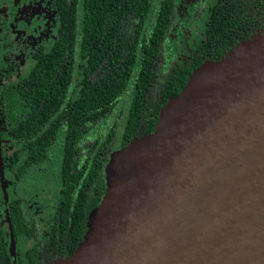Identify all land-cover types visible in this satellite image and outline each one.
Listing matches in <instances>:
<instances>
[{
	"label": "water",
	"instance_id": "95a60500",
	"mask_svg": "<svg viewBox=\"0 0 264 264\" xmlns=\"http://www.w3.org/2000/svg\"><path fill=\"white\" fill-rule=\"evenodd\" d=\"M105 175L52 264H264V29L195 68Z\"/></svg>",
	"mask_w": 264,
	"mask_h": 264
},
{
	"label": "flooded vegetation",
	"instance_id": "af4514ba",
	"mask_svg": "<svg viewBox=\"0 0 264 264\" xmlns=\"http://www.w3.org/2000/svg\"><path fill=\"white\" fill-rule=\"evenodd\" d=\"M149 1L153 5L150 16H154L161 11L157 6L160 0ZM163 1L171 3L172 8L166 46L162 44L163 55L167 56L160 57L157 63L160 71L168 67L172 73L182 74L194 69L198 60L202 63L210 59L199 55L200 51H216L215 42L207 40L210 36L238 39L233 44L225 42L222 49L227 54L264 29V0ZM72 3L73 0H0V264H52L68 257L82 237L72 247L69 233L63 230V220L66 216L69 219L75 208L84 210L100 203L111 154L125 146L160 110V101L152 107L151 97H120L110 110L79 125L82 134L71 149L70 159L66 157L64 127L42 157L24 164L27 156L23 151L28 141L9 130L6 122L13 111L3 96L9 85L23 82L40 61L49 58L54 64V54L60 55L56 47L62 49V44V60L71 64L73 51L80 48L76 38L72 48ZM216 9L218 15L214 17ZM215 19L216 27L211 25ZM183 52L187 59L178 62ZM73 57L74 88L68 97L71 103L80 99L88 61L87 55L81 53ZM16 110L21 118L23 108ZM133 114L136 129L128 135ZM54 120L53 115L43 130L49 129ZM49 138L53 135L49 134ZM52 160V171L47 173L41 168L40 174L44 175L38 178V186L32 194H24L21 186L33 176L34 168Z\"/></svg>",
	"mask_w": 264,
	"mask_h": 264
},
{
	"label": "trees",
	"instance_id": "16d2710c",
	"mask_svg": "<svg viewBox=\"0 0 264 264\" xmlns=\"http://www.w3.org/2000/svg\"><path fill=\"white\" fill-rule=\"evenodd\" d=\"M157 6L161 11L150 16L153 5L149 0H73L70 11L72 48L77 39L80 48L73 51L71 64L67 59L62 60V44V49L56 47L60 55L54 54V64L49 58L40 61L23 82L9 85L3 96L13 111L6 122L9 130L28 141L23 151L27 156L24 164L42 157L48 144L53 143L64 127L66 157L70 159L71 149L82 134L79 125L110 110L120 97H151L152 107L160 101L161 108L184 88L201 63L198 60L194 69L182 74H174L163 67L161 75L157 63L160 57L167 56L163 55L162 44L166 46L172 5L160 0ZM217 15L216 9L214 17ZM217 24L215 19L211 25L216 27ZM207 40L215 42L216 51L205 54L200 51L199 55L219 60L233 50L225 54V48L222 49L225 42L233 44L238 39L210 36ZM80 53L87 55V68L80 99L71 103L68 97L74 88L73 56ZM17 108H23L21 118H18ZM53 115V124L43 130ZM129 119L133 126L129 125L128 135L136 129L135 114ZM49 134L53 135L52 139ZM24 169L22 166L21 170ZM105 193L106 187L103 196ZM96 204L99 203L88 205L84 210L75 208L71 217L63 220L62 227L69 233L72 247L83 236L88 215Z\"/></svg>",
	"mask_w": 264,
	"mask_h": 264
},
{
	"label": "rangeland",
	"instance_id": "374dc122",
	"mask_svg": "<svg viewBox=\"0 0 264 264\" xmlns=\"http://www.w3.org/2000/svg\"><path fill=\"white\" fill-rule=\"evenodd\" d=\"M181 56L183 57L182 60H179L178 59V62H181L183 60H186L187 59V53L183 52L181 54ZM125 97H128L125 96ZM58 151V150H57ZM56 150L53 152V155L55 156L56 155ZM55 166V164L53 163V160L50 161V163H45L43 165H40V167L38 166L37 169L34 168V172H33V176H29L27 178V181L25 182V184L23 186H21V191L24 193V194H32V191L34 188H36L38 186V181H39V177L44 175V174H40V169L41 168H44L45 171L47 173H49L50 171H52L53 167ZM41 192V191H40ZM22 246L25 247L26 246V242H23L22 243Z\"/></svg>",
	"mask_w": 264,
	"mask_h": 264
}]
</instances>
